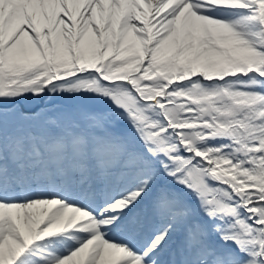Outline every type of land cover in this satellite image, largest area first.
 Here are the masks:
<instances>
[{"label":"snow or ice","instance_id":"snow-or-ice-1","mask_svg":"<svg viewBox=\"0 0 264 264\" xmlns=\"http://www.w3.org/2000/svg\"><path fill=\"white\" fill-rule=\"evenodd\" d=\"M0 264H264V0H0Z\"/></svg>","mask_w":264,"mask_h":264}]
</instances>
